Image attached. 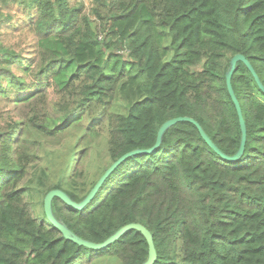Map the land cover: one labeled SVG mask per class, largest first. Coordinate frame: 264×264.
<instances>
[{"label": "trees", "instance_id": "trees-1", "mask_svg": "<svg viewBox=\"0 0 264 264\" xmlns=\"http://www.w3.org/2000/svg\"><path fill=\"white\" fill-rule=\"evenodd\" d=\"M93 2L85 12L79 0L19 1L30 7L23 25L34 36V56L1 49L0 94L35 102L36 92L51 87L58 99L42 120L33 113L17 127L18 140L27 132L53 134L93 103L115 101L119 109L106 113L113 124L111 163L152 147L161 123L177 116L193 118L222 153L234 154L241 132L226 72L240 53L264 87V0ZM27 75L34 80L28 83ZM230 83L246 129L239 159H225L194 123L178 121L152 151L123 160L83 208L54 197V216L92 242L138 222L152 235L151 264H264V91L242 60ZM11 146L0 133V264L146 259L147 241L136 229L102 249L65 239L45 216L43 201L38 208L31 199L59 188L80 201L96 181L78 182V173L67 181L66 170L56 182L44 170L25 178Z\"/></svg>", "mask_w": 264, "mask_h": 264}, {"label": "rangeland", "instance_id": "rangeland-1", "mask_svg": "<svg viewBox=\"0 0 264 264\" xmlns=\"http://www.w3.org/2000/svg\"><path fill=\"white\" fill-rule=\"evenodd\" d=\"M19 1L10 0L7 7L0 1V51L4 48H12L31 60L34 56L32 50L34 36L28 30V24L23 25L28 21L26 16L30 7H25L21 3L19 5ZM74 1L70 0V2ZM79 1L83 4L85 12H88L89 7L94 5L93 0ZM7 21L18 25V28L10 29L5 25ZM200 67L201 65H197L194 69H200ZM25 79L29 83L34 80V77L27 75ZM0 81L5 84V79L1 78ZM43 91V93L36 92V95H41L39 101L33 102L31 99L27 103L22 99L4 98L0 94V133H6L9 136L12 144L11 157L18 164L26 167L25 178H34L44 170L48 174L49 181L56 182L62 171L66 170L69 172L66 175L67 181L72 179L75 173L80 174L76 175L78 182L84 180V183L89 185L92 181H97L111 164L107 143L113 124L106 113L118 110L119 106L117 108L115 101L105 105L93 103L76 115L77 117L70 119L63 129L53 134L38 135L27 132L18 140L22 134L17 127L23 126L31 114H35L36 120H42L44 112L53 111L52 100H57L58 96L51 90V87ZM31 182L35 183V179ZM43 198V194H37L31 200L36 202L38 208H41L40 203ZM106 262L107 264H118L113 259Z\"/></svg>", "mask_w": 264, "mask_h": 264}, {"label": "water", "instance_id": "water-1", "mask_svg": "<svg viewBox=\"0 0 264 264\" xmlns=\"http://www.w3.org/2000/svg\"><path fill=\"white\" fill-rule=\"evenodd\" d=\"M237 60H242V61L245 62L247 67L250 69V71L254 75L255 80L257 81L259 86L264 91V87L262 86L259 78L255 74V72H254L253 68L250 66V64L244 59V57L240 53H237V54L233 55L231 57V59H230V62H229V69L226 72V86H227L228 92L230 94V97H231V99H232V101H233V103H234V105L236 107V111H237V114H238V120H239V127H240V132H241L240 143H239V147L236 150V152L234 154L230 155V156H227L224 153H222L212 143V141L209 139V137L206 135V133L200 127V125L191 117H188V116H177V117H172V118L166 119L159 126V128L157 130V134H156V141H155V143H154V145L152 147L144 148V149L136 148V149L130 150V151L122 154L120 157H118L115 161H113L106 168L104 173L99 177V179L90 188L88 193L80 201L72 200L62 189H59V188H52V189L48 190L45 193L44 198H43V211L45 213V216L50 221V223L56 229H58V231L61 233V235L65 239H68V240L72 241L73 243H75V244H77L79 246H84V247H87V248H90V249H102V248L106 247L107 245L111 244L112 242H114L116 239H118L127 230L136 229V230H138V231H140L142 233V235L145 237V239L147 241V245H148L147 257L141 264H151L153 262V260L156 257V251H155L152 235H151L150 231L146 227H144L142 224H140L138 222H131V223L122 225L121 227L116 229L113 233H111L108 237H106L103 241H101V242H92V241L83 239V238L77 236L76 234H74L62 221H60L59 219H57L54 216V214L52 212V199L54 197H58L63 202H65L67 205H69L71 208H74V209L83 208L86 204H88L93 199V197L95 196V194L98 191L99 187L102 185L104 180L108 177V175L123 160H125L127 157H129L131 155H135V154H138V153H148V152L152 151L155 147L159 146L164 131L166 129H168L171 125L175 124L178 121H189V122L194 123L197 126V128H198L201 136L204 138V140L218 154H220L225 159L230 160V161H235V160L239 159L241 157V155H242L243 150H244L246 129H245V123H244V119H243V116H242V112H241L238 100L236 99V97L234 95V92H233V89H232L231 83H230V76H231V74L233 72L234 65H235V62Z\"/></svg>", "mask_w": 264, "mask_h": 264}]
</instances>
